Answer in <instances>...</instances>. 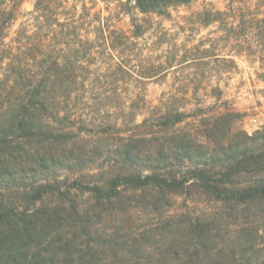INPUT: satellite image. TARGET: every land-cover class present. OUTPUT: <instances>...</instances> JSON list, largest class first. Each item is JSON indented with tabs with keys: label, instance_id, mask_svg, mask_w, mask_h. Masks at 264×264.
<instances>
[{
	"label": "trees",
	"instance_id": "trees-1",
	"mask_svg": "<svg viewBox=\"0 0 264 264\" xmlns=\"http://www.w3.org/2000/svg\"><path fill=\"white\" fill-rule=\"evenodd\" d=\"M24 2L0 0V264H264V128L235 130L242 114L222 86L213 104L185 111L176 95L159 105L139 95L127 113L118 99L126 51L163 60L161 81L193 67L164 49L161 24L153 31L154 16L190 0H119L115 12L35 0L14 30ZM198 19L226 32L217 71L237 70L245 45L264 68V21L230 25L208 8Z\"/></svg>",
	"mask_w": 264,
	"mask_h": 264
},
{
	"label": "clouds",
	"instance_id": "clouds-1",
	"mask_svg": "<svg viewBox=\"0 0 264 264\" xmlns=\"http://www.w3.org/2000/svg\"><path fill=\"white\" fill-rule=\"evenodd\" d=\"M93 3L96 5L95 11H101L105 7L110 8L113 12L118 11L116 4H102L99 0H93ZM206 8L210 9L214 15L217 13L221 14L230 25H237L241 14L249 21H264V0H190V3L180 4L175 10L169 8L168 11L172 14L171 22L163 21V17H156L154 19L153 31H155V23L162 21L164 31L169 32V43L165 44L164 49H168L170 54L175 55L177 59L180 56H184L185 53L192 57V59L186 61L188 64H193V67L189 69V73L191 74L186 73L177 83H174L170 79L161 81L159 80V76H162L163 72H159V69L155 65L163 64V60H156L154 54L147 51L141 54V49L139 48L134 52L126 51L120 59L125 62L131 61L128 63L127 68L131 76L125 75L118 89V99L122 101V109L126 113L131 111V105L139 95H143L145 100H152L154 105H159L161 96L167 100L170 96L176 95L185 104V107L180 110L185 111L187 108L198 106L197 100H205L213 88L229 84L227 76L217 71L215 66L216 58H224L229 49L213 47L220 37L226 35V32L219 30L220 20H215L207 26H204L199 21L198 17ZM233 14L237 17L235 20L232 18ZM107 15L108 13H103L100 20L93 27H102L104 18ZM121 15L123 16V14ZM127 20L128 18L124 17V23H127ZM181 26L191 27L195 31L189 32L185 30L181 32ZM151 35V32L145 34L146 37ZM159 35H163V32L158 33ZM248 39L251 40V37ZM10 40L11 36L6 38L5 45H8ZM201 40L204 41L202 46H200ZM232 43L243 44L244 41L237 42L233 40ZM251 47L253 50H256L255 43ZM229 48H231V44ZM164 49L161 51H164ZM247 49L248 45H245L242 58L256 59V57H249ZM197 50L199 53L207 52L208 55L197 58L193 55ZM95 54L96 50L93 51V55ZM104 59H107V54H105ZM110 63L115 64L116 61H110ZM9 84L11 85L12 81H9ZM153 85L159 90H154ZM124 88H127L128 91L124 92ZM177 89H182V91L177 92ZM199 106L205 105L200 104ZM110 111L114 112L116 109L111 108ZM147 118V116L137 114L135 123L143 125L144 120Z\"/></svg>",
	"mask_w": 264,
	"mask_h": 264
},
{
	"label": "rangeland",
	"instance_id": "rangeland-1",
	"mask_svg": "<svg viewBox=\"0 0 264 264\" xmlns=\"http://www.w3.org/2000/svg\"><path fill=\"white\" fill-rule=\"evenodd\" d=\"M126 1V0H123ZM102 4H118L119 0H99ZM35 0H25L22 5V15L15 22L13 29H17L20 23L27 19L32 10L34 9ZM177 8V7H176ZM175 8V9H176ZM174 9V10H175ZM121 21L119 25L128 27L130 25V16L126 13H122ZM124 17H127V23H124ZM161 17L160 15L154 16ZM172 18V17H171ZM171 18H164L163 21L171 22ZM159 24L163 26V22L159 21ZM175 26V25H174ZM164 27V26H163ZM181 32L185 31L183 29ZM239 68L229 75L228 85H222L223 99H227L232 104L233 108L240 112L241 117L234 122L233 128L235 130L244 129L250 133L256 130L264 128V77L259 75L264 71V68L260 67V63L257 59L242 58L239 56L236 58ZM190 69V68H189ZM189 69L179 71L181 73L189 72ZM174 71L169 74L168 80H173ZM230 85V86H229ZM154 90L159 89L153 85ZM201 101V100H200ZM216 101V98L210 93L206 99L201 101L204 105H211ZM152 102V100H151ZM153 103V102H152ZM98 125L116 124L121 126L122 121H89ZM60 175L69 176L70 173L63 171ZM72 175V174H71ZM75 175H78L75 174Z\"/></svg>",
	"mask_w": 264,
	"mask_h": 264
}]
</instances>
